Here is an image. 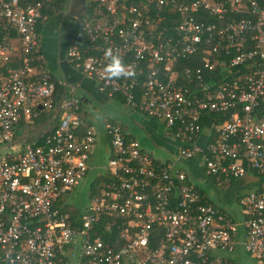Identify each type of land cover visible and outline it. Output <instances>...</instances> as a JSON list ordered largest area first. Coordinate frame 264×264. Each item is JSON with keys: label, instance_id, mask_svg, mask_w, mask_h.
<instances>
[{"label": "built area", "instance_id": "built-area-1", "mask_svg": "<svg viewBox=\"0 0 264 264\" xmlns=\"http://www.w3.org/2000/svg\"><path fill=\"white\" fill-rule=\"evenodd\" d=\"M53 0H0V264H264V181L218 215L177 162L217 183L264 177V0H90L68 64L98 94L161 124L174 144L156 159L104 120L106 182L74 216L62 202L86 176L96 127L75 88L56 127L13 148L16 129L57 107L38 26ZM111 48L132 78H104ZM14 61L18 66L12 67ZM240 219V220H239Z\"/></svg>", "mask_w": 264, "mask_h": 264}, {"label": "crops", "instance_id": "crops-1", "mask_svg": "<svg viewBox=\"0 0 264 264\" xmlns=\"http://www.w3.org/2000/svg\"><path fill=\"white\" fill-rule=\"evenodd\" d=\"M68 2H69V6L73 4L72 0H69ZM69 6L68 9L66 10L67 13L65 15L68 17L69 21L73 20L72 23H74L75 25L77 23L79 24L78 16H76V14L74 13H70ZM66 20L67 19H64L63 23L60 24L59 27H64L67 23ZM51 21L49 23H51ZM44 30L43 33H45ZM63 32L64 31H62V33ZM57 34H58V30L57 31L53 30L48 35L45 34L41 36V46L47 67L51 71L53 77L56 80L62 81L64 83V85L62 86L60 85L57 86L56 95H55L57 107L50 114H46L42 116L37 122L24 123L18 126V128L16 129L13 148L18 150L24 144L36 142L37 140L40 139V137L44 136L45 134L53 130L58 124L62 113L61 103L69 97V92H68L69 88L74 87L76 90L74 93V98L78 99L81 102V106H82L81 113L83 112L86 117L90 116L89 121L95 127H98L99 129V132H97L98 136L101 139H103V143L102 142L98 143L99 141V137H98L97 143L92 149V152L90 154L89 170L86 176L80 181L82 182L88 179L89 180L88 184L90 187L89 192L90 194H93L91 192V188L94 184L96 186L95 187V192H96L98 186L106 182V178L104 177V173H105L104 168L108 160L109 153L107 150L106 140L101 132V126L105 119L108 120V117L104 114L103 115L97 114L98 116L96 115L94 116L91 109L92 107L90 105L92 106L97 105L102 110H107V106H108L107 103H109L110 101L107 100L102 95L98 94L94 84L82 78V76L68 64L65 58V54L63 59L59 57L60 50L58 48L59 40L56 38ZM75 35L77 34L75 33ZM76 39L77 36H74L70 42H73ZM126 119L129 121V123L131 122L135 127H139V129L143 130L147 135L149 141L153 144V146L163 147L164 151L168 155L169 153L174 152L175 146L172 142L164 138L163 136L164 127L161 124L148 120L143 116L133 112H129L128 114H126ZM121 124L126 128L128 134L131 136V133H129L130 128L124 125L123 123ZM132 129L135 130V128ZM104 159H105V163H104ZM183 163L186 164L187 166L186 169L190 173L193 180H195V182L199 186L202 185L207 186V190L205 191L210 197H212L213 199L215 198L219 203L222 204H227V202H229L232 199L233 195H231L230 193H223L219 188L216 187L219 185L216 184L214 185L209 181L208 177L204 174L202 168L198 166L197 162H183ZM231 186L232 184L227 188H230ZM240 186L244 187V183L243 182L240 183ZM236 253L235 254L238 255V252ZM233 256L234 255H232L231 260H233L234 262Z\"/></svg>", "mask_w": 264, "mask_h": 264}, {"label": "rangeland", "instance_id": "rangeland-1", "mask_svg": "<svg viewBox=\"0 0 264 264\" xmlns=\"http://www.w3.org/2000/svg\"><path fill=\"white\" fill-rule=\"evenodd\" d=\"M90 0H86L85 4H87ZM107 110H102L97 105H90L92 108V113L94 116H98L97 114H104L108 117L109 120L113 122H119L123 123L127 127L130 128L129 133H131V138L136 140L140 146L143 148V150L151 154L156 159H168L169 155L164 151L163 147L158 146L155 147L153 144L149 141L147 138V135L145 132L139 127H135L131 122L126 119V114L130 112V110L121 102L118 101H110L107 103ZM102 111V112H101ZM132 112V111H131ZM135 113V112H133ZM83 117L86 118L87 121H89V117H86L84 113L82 112ZM98 124V123H96ZM132 128H135L133 130ZM97 132H99L98 127H96ZM99 142L103 143V139L99 137ZM105 163V159H104ZM176 166L180 168L181 171H186V164L183 162H177ZM211 183L215 185V182L212 178H208ZM89 180L80 182V184L66 197L64 198V201L62 202V206L64 210L70 211V212H79L80 214L84 213L85 209H87L89 206L92 205V196L89 192ZM244 183V187L240 186V183ZM260 182L259 177H255L252 173H248L240 180H233L232 186L230 188H227L223 185L216 186L219 188L223 193H230L233 195L232 199L227 202V204L219 203L215 198L213 199V204L217 209H221L224 211L227 215L235 214L239 211L240 207L238 205V197L239 194L243 195L249 190L246 189L247 185L250 184H257ZM195 185L200 187L203 190H207V186H199L196 182ZM240 220V219H239ZM237 254V253H236ZM234 254V264H256L255 261L247 255L244 251H239L238 255Z\"/></svg>", "mask_w": 264, "mask_h": 264}, {"label": "trees", "instance_id": "trees-1", "mask_svg": "<svg viewBox=\"0 0 264 264\" xmlns=\"http://www.w3.org/2000/svg\"><path fill=\"white\" fill-rule=\"evenodd\" d=\"M67 4H68V0H53L52 2H51V4H49V5H47V6H45L44 7V9H43V16H45L46 17V20L45 21H41L40 23H39V26H38V31L41 33V30L43 29V27L48 23V22H50L54 17H56L57 15H59L61 12H63L65 9H66V6H67ZM90 9H89V7H87V9H86V14H85V16L84 17H86V16H88L89 14H90ZM83 18V17H82ZM76 36H77V38L78 37H80V35H81V28H79L78 29V27L76 28ZM44 35V34H43ZM70 40H72V39H70ZM76 41V40H75ZM67 49V48H66ZM43 51V50H42ZM12 65V67H16V66H18V62L17 61H14V63H12L11 64ZM80 114V117L81 118H83L86 122H87V124L89 125V126H91L92 124H91V122L90 121H87L86 120V118L85 117H83V115H81L82 113H79ZM108 121L110 122V123H115V122H113V121H111V120H109L108 119ZM255 177H259V179H260V181L262 182V181H264V177H260V176H258L255 172H251ZM213 180H214V182H215V184L216 185H219V186H221V185H223V186H225V187H227V184L226 183H217V181H216V179L215 178H212ZM233 181V180H232ZM232 181H231V183H232ZM257 184H250V185H247V187H246V189L247 190H251L252 188H254L255 186H256ZM95 184L92 186V188H91V192L92 193H94L95 192ZM195 188H196V190H197V192L199 193V195L201 196V197H203V198H205V200H207L209 203H211L212 205H213V207H214V209L216 210V212L218 213V215H224V216H226V217H229V216H231V215H227V214H225L224 213V211L223 210H221V209H217L216 207H215V205L213 204V198L212 197H210L207 193H206V191L205 190H203V189H201L200 187H198V186H196L195 185ZM239 196H241V194H239ZM238 196V197H239ZM67 210H65V212H66ZM74 216H79L80 215V213L79 212H71ZM229 264H231V262L229 261Z\"/></svg>", "mask_w": 264, "mask_h": 264}, {"label": "flooded vegetation", "instance_id": "flooded-vegetation-1", "mask_svg": "<svg viewBox=\"0 0 264 264\" xmlns=\"http://www.w3.org/2000/svg\"><path fill=\"white\" fill-rule=\"evenodd\" d=\"M72 1H73V4L71 6H69V2H68L67 6H66V9L63 12H61L59 15L54 17L52 19L51 23L48 22L43 27V29L41 30V33H40V35L42 36L43 34L44 35L45 34L48 35L53 30H56V31L58 30V34H57L56 38L59 40V46H58V48L60 50L59 51V57L62 58V59L64 58V54H65L66 48L71 43L70 39H72L74 36H76L75 35L76 28L77 27H78V29L80 28V26L76 27V25L74 23H72L73 20L69 21L68 17L66 15H64V12L68 9V6H69L70 13H74V14H76V16H79L81 18V17L85 16L86 9H87V7H86L85 11L82 10L81 3H80L81 0H72ZM85 6H86V4H85ZM79 17H78V20H79ZM64 19H67L66 20V22H67L66 25L64 27H59L60 24L63 23ZM44 29H46V30H44ZM43 30L45 31V33H43ZM62 31H64V32L62 33Z\"/></svg>", "mask_w": 264, "mask_h": 264}, {"label": "clouds", "instance_id": "clouds-1", "mask_svg": "<svg viewBox=\"0 0 264 264\" xmlns=\"http://www.w3.org/2000/svg\"><path fill=\"white\" fill-rule=\"evenodd\" d=\"M106 63L103 67L104 78L108 80L132 78L135 75V69L130 64H126L124 59L113 49L105 50Z\"/></svg>", "mask_w": 264, "mask_h": 264}, {"label": "water", "instance_id": "water-1", "mask_svg": "<svg viewBox=\"0 0 264 264\" xmlns=\"http://www.w3.org/2000/svg\"><path fill=\"white\" fill-rule=\"evenodd\" d=\"M85 1H86V0H81V2H80V3H81V8H82L83 11H85V9H86ZM66 13H67V11L64 12V15H65ZM80 16H81V15H80ZM78 17H79V16H78ZM76 23H77V22H76ZM78 25H79V24L77 23L76 26H78ZM79 38H80V37H78L76 40H79Z\"/></svg>", "mask_w": 264, "mask_h": 264}]
</instances>
